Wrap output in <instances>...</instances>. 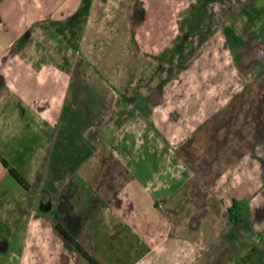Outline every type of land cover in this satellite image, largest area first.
Masks as SVG:
<instances>
[{
    "label": "rangeland",
    "instance_id": "1",
    "mask_svg": "<svg viewBox=\"0 0 264 264\" xmlns=\"http://www.w3.org/2000/svg\"><path fill=\"white\" fill-rule=\"evenodd\" d=\"M83 5L81 10L89 8L84 34L82 26L73 40L58 30L43 29L42 38L36 34L29 39H42L43 53L48 54L39 67H28L29 76H39L41 81L55 77L61 95L37 104V124L26 125L22 143L25 158L7 151L12 138H0L1 151L28 183V188L20 185L0 165V264H61L69 259L51 242L63 240L72 246L56 229L58 224L71 235L74 231L65 225L64 210L62 217L51 211L50 200L61 192L66 179L60 177L77 166L78 157H88L81 172H97L105 169L100 162L108 152L103 159L107 169L113 166L122 172L124 182L132 175L154 183L163 170L179 171L173 158L181 130L185 127L183 134H188L198 125L208 126L217 110L234 118L235 129L245 122L252 132L255 123L261 122L263 133L255 137L264 134V0H90ZM66 27V23L59 25L63 32ZM242 48L258 62H237ZM67 90L70 93L64 99ZM70 105L84 107L90 114L78 110L58 115L52 108ZM220 126L216 120L198 133L197 138L205 141L204 151L214 148L215 128ZM35 131L40 133L38 146ZM151 140L160 145L159 150L165 140L170 141V165L159 152H151ZM135 141L138 151L130 147ZM34 151L39 152L40 161L34 159ZM183 162L191 169L187 159ZM259 178L263 180L264 171ZM82 181L72 180L75 192L84 188ZM168 185L170 189L162 195L185 206L182 191L176 193V181ZM218 197L225 204L231 195L219 193ZM83 199L85 204L86 196ZM110 201L115 205L116 200ZM68 222L80 223L73 217ZM206 229L208 236L217 231L226 244V237L244 242L242 237L249 236L250 243H233L238 252L234 261L264 264V240H252L259 233L264 235V228L224 224ZM114 235L118 237L115 231Z\"/></svg>",
    "mask_w": 264,
    "mask_h": 264
},
{
    "label": "crops",
    "instance_id": "2",
    "mask_svg": "<svg viewBox=\"0 0 264 264\" xmlns=\"http://www.w3.org/2000/svg\"><path fill=\"white\" fill-rule=\"evenodd\" d=\"M85 2L90 0H0V138H12L13 143L7 151L17 152L22 159L26 156V146L22 145L27 136L26 125L37 124V104L55 101L61 95V87L55 77L41 81L39 76H29L28 67H39L43 58L47 60L48 57L45 51L43 53L42 39L37 42L29 39L35 38L36 34L42 38L43 29L58 30L62 37L65 33L66 39L73 40L75 31L82 26L80 33L84 34L88 28L84 29V23L89 20V8L81 10ZM64 23L66 32L59 29V25ZM69 93L67 90L64 99ZM52 108L58 115H73L78 110L81 114H90L87 108L85 112L84 107L72 105ZM52 108L46 107L50 111ZM214 114L215 118L207 124L211 126L218 120L221 125L220 130L215 128L217 136L211 145L214 148L204 151L205 141L197 138L198 133L208 126L202 128L198 125L188 134H183L186 132L184 127L177 142L178 152L173 158L174 162L177 160L179 171L163 170L164 174L154 183L149 178L139 181L132 175L124 182L122 172L113 166L107 169L103 159L108 152L100 162L105 169L97 172H81L80 167L87 163L88 157H78L74 167L77 171L73 168L60 177L66 181L56 198L51 196V211L60 216L63 210L66 212L65 225L73 228L75 235L73 233L72 237L99 264H238L234 261L238 252L233 248L238 242L250 243L249 236L248 239L242 237L244 242L239 238L226 237V244L220 240L222 235L217 231L213 230L208 236L206 228L212 230L224 224L229 227L257 226L258 231L264 228V178L262 181L259 178L264 171V134L258 136L261 139L255 137L263 133V127L261 122L255 123L256 128L250 132L249 124L243 122L235 129L236 123L230 114L218 110ZM39 134L37 131L33 133L35 146ZM152 142L151 152H159L170 165V141L165 140L162 150L158 149L160 145ZM133 146L140 150L136 141L130 147ZM38 153L34 151V159L38 157L39 160ZM0 155L23 176L1 149ZM51 155L57 154L51 152ZM183 158L188 160L191 169L187 168ZM75 178L83 180L80 184L84 188L81 187L79 193L72 188ZM170 180L177 183L176 193L182 191L185 206L174 201L173 197L162 195L170 189ZM94 184L97 186H91ZM219 193L231 195L230 200L224 204L218 197ZM83 196H86L85 204ZM110 200H116L115 205ZM165 204H168L166 208ZM231 208L235 210L233 214ZM220 211L222 214L219 216ZM72 217L80 223L68 222ZM253 237V241L256 238L259 242L264 240L262 233ZM16 242L21 243L20 240ZM51 245L58 248L59 254L69 257L67 261L61 260V264H74L75 260L80 264H90L63 240H53Z\"/></svg>",
    "mask_w": 264,
    "mask_h": 264
},
{
    "label": "trees",
    "instance_id": "3",
    "mask_svg": "<svg viewBox=\"0 0 264 264\" xmlns=\"http://www.w3.org/2000/svg\"><path fill=\"white\" fill-rule=\"evenodd\" d=\"M0 162L2 164V166L6 169H8L10 175L22 186L24 187H27L28 188V183L26 182V180L23 178V176H21V174L14 168V167H11L9 162L3 158L1 155H0ZM233 207L235 208L236 207V203L233 204ZM234 209H230V212L231 214L234 213ZM57 230L59 231V233L61 234V236L67 241L69 242L80 254L82 257H84L90 264H99L97 262V260H95L93 257H91L89 255V253L84 250L82 248V246L76 242L74 240V238L72 237V235L65 229L64 226H62V224H58L56 226Z\"/></svg>",
    "mask_w": 264,
    "mask_h": 264
},
{
    "label": "flooded vegetation",
    "instance_id": "4",
    "mask_svg": "<svg viewBox=\"0 0 264 264\" xmlns=\"http://www.w3.org/2000/svg\"><path fill=\"white\" fill-rule=\"evenodd\" d=\"M239 51L240 52H239V55H238L237 62H240V63L243 62L244 64L250 65L249 62L252 63L251 60H253L252 57L248 55L250 51L249 52H247V50L244 51V48L240 49ZM253 61L254 62H258L257 60H253Z\"/></svg>",
    "mask_w": 264,
    "mask_h": 264
}]
</instances>
